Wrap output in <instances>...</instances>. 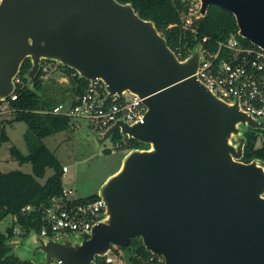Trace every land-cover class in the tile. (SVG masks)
Instances as JSON below:
<instances>
[{
  "label": "water",
  "instance_id": "obj_1",
  "mask_svg": "<svg viewBox=\"0 0 264 264\" xmlns=\"http://www.w3.org/2000/svg\"><path fill=\"white\" fill-rule=\"evenodd\" d=\"M199 2L200 17L210 5L228 11L237 35L264 51V0ZM25 59L30 89L42 61H50L78 78H99L101 103L126 92L142 98V123L118 120L103 133L87 132L99 147L117 130L121 141L147 147L129 149L100 185L106 210L88 237L30 232L6 239V256L91 264L140 238L163 264H264V162L241 161L243 133L264 128V120L247 117L237 99L227 103L192 75L200 44L179 60L130 3L0 0V100L14 92Z\"/></svg>",
  "mask_w": 264,
  "mask_h": 264
},
{
  "label": "trees",
  "instance_id": "obj_2",
  "mask_svg": "<svg viewBox=\"0 0 264 264\" xmlns=\"http://www.w3.org/2000/svg\"><path fill=\"white\" fill-rule=\"evenodd\" d=\"M116 1L130 3L140 18L152 21L173 52H175L176 47L191 52L193 47L199 43L203 48L215 51L218 42L226 39L231 33H237L233 15L216 5H210L206 15L197 20L196 34L191 35L179 26L178 5L180 0ZM239 40L245 45L252 46L251 43L242 38ZM30 65V61L25 59L20 66L17 75L20 83L16 84L14 88L15 99H9L10 113L7 115L11 116L8 122L21 121L27 126L26 139L30 143L27 142L26 154L14 146L10 147V153L19 163H30L31 172L0 171V222L6 216L12 217L11 224L6 226L5 230H0V264H31L28 261H21L15 256H6V253L9 252V246L5 244V240L14 236L26 237L30 232L38 234L41 224H43L41 208L48 205L51 197L60 195L63 188V165L60 164L54 153L41 142V139L56 132L70 131L68 117L45 111L62 100L67 88H62L57 99H54L55 96H46L40 74L34 80V89L28 88L25 74ZM57 68L69 79L70 87L67 94H80L86 86L87 80L78 78L77 73L68 67L57 65ZM243 136L245 142L241 161L244 163L252 160L264 162V142L260 148H255V136L249 133L248 129L243 133ZM1 138L2 140L7 139L3 131ZM131 141L134 142L135 140L131 139ZM128 147L130 149L146 148L147 145L137 141L130 146L121 143L119 149L127 150ZM47 168L52 169L53 173L41 183L38 179L44 176ZM96 198L97 194L95 193L90 196H83L74 203L92 201ZM27 205H31L35 209L27 213L23 212L22 209ZM15 228L18 229V233L14 232ZM118 250L127 251L126 264H140L142 260H147L151 256V253L144 248L140 238H132L130 244L125 248L113 246L110 253L117 255ZM94 264L111 263H107L104 256L95 258Z\"/></svg>",
  "mask_w": 264,
  "mask_h": 264
},
{
  "label": "built area",
  "instance_id": "obj_3",
  "mask_svg": "<svg viewBox=\"0 0 264 264\" xmlns=\"http://www.w3.org/2000/svg\"><path fill=\"white\" fill-rule=\"evenodd\" d=\"M200 9L199 0H180L178 5L179 26L191 35L196 34ZM237 33L217 43V49L211 51L201 45V61L192 74L207 89L227 103L238 100L239 108L247 117L264 120V51L256 46L243 44ZM180 47L175 48V56L185 59L190 55ZM185 55V56H184ZM58 69L57 64L54 70ZM53 70V71H54ZM59 70V69H58ZM50 73L48 61H42L40 79ZM20 83L17 76L14 84ZM106 96L104 84L99 78L88 80L80 94H65L61 101L46 112L60 114L69 118L71 132L86 126L98 133L114 125L118 120L132 125L142 123L146 113L143 99L126 92L124 97L112 96L101 103ZM14 92L4 100H0V116L10 113L9 101L14 100ZM10 99V100H9ZM68 172L62 166V174ZM83 196L76 195L73 188H62L61 194L51 197L48 205L41 208L42 217L39 235L51 237L56 235L88 237L95 224L103 217L105 204L97 196L92 201L74 203ZM27 205L23 212L34 210ZM16 232V228L14 229ZM107 263L116 264L110 251L105 255ZM160 256L151 254L140 264H163ZM49 264H59L52 261ZM94 264V261L91 263Z\"/></svg>",
  "mask_w": 264,
  "mask_h": 264
},
{
  "label": "rangeland",
  "instance_id": "obj_4",
  "mask_svg": "<svg viewBox=\"0 0 264 264\" xmlns=\"http://www.w3.org/2000/svg\"><path fill=\"white\" fill-rule=\"evenodd\" d=\"M48 63L50 73L46 74L44 79H42L43 90L46 96H55L54 99H57V95L59 96L62 88H67L68 91L70 82L60 70H54L56 67L55 63L50 61ZM9 119H11L10 115L4 114L0 116V171L19 170L30 173V163H19L10 153V147L14 146L20 152L26 154L28 149L27 142H29L26 139L27 126L21 121L8 122ZM87 129L86 126H81L74 132L64 130L41 139V142L54 153L60 164L68 168V172L62 175V186L64 188H73L75 194L80 196H90L97 193L100 185L110 174L118 169L127 151L116 148L111 140H106L99 147L92 135L87 132ZM2 131L7 137L6 140L1 138ZM52 173L53 170L47 168L44 176L38 180L43 183ZM11 222L12 217L6 216L0 222V230H5L6 226L10 225ZM16 232L18 233V229H16ZM21 245L19 243L16 246V253H20L22 248H24ZM126 254L127 251L118 250V257L112 253H110V256L114 258L116 264H126Z\"/></svg>",
  "mask_w": 264,
  "mask_h": 264
},
{
  "label": "flooded vegetation",
  "instance_id": "obj_5",
  "mask_svg": "<svg viewBox=\"0 0 264 264\" xmlns=\"http://www.w3.org/2000/svg\"><path fill=\"white\" fill-rule=\"evenodd\" d=\"M248 132L252 133L255 136V140H254L255 148H260L264 142V128H262V129H259V128L258 129H251V128H249ZM111 141L116 148H119L121 143H125L126 145L130 146L131 144L134 145V142H136V141L132 142L131 140H128V139L121 141V135H120L118 130L113 132V134L111 136ZM137 145H139V143H137ZM129 149H130V147H128L127 151Z\"/></svg>",
  "mask_w": 264,
  "mask_h": 264
}]
</instances>
